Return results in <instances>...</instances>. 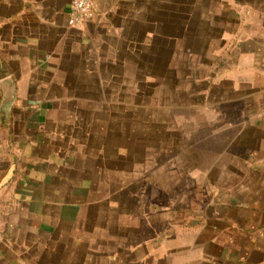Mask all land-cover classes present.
Listing matches in <instances>:
<instances>
[{
	"label": "crops",
	"instance_id": "1",
	"mask_svg": "<svg viewBox=\"0 0 264 264\" xmlns=\"http://www.w3.org/2000/svg\"><path fill=\"white\" fill-rule=\"evenodd\" d=\"M93 2L73 28L72 0H0V264H264V0ZM150 88L188 91V129ZM169 139L218 205L165 190Z\"/></svg>",
	"mask_w": 264,
	"mask_h": 264
},
{
	"label": "rangeland",
	"instance_id": "2",
	"mask_svg": "<svg viewBox=\"0 0 264 264\" xmlns=\"http://www.w3.org/2000/svg\"><path fill=\"white\" fill-rule=\"evenodd\" d=\"M187 74L188 73H186L185 75H187ZM217 74L218 73L215 74L214 79L219 78V76ZM199 76L202 77L203 75H199ZM198 91H200V90H198ZM157 92L158 91L155 88H150L147 91H138V93H140V95L138 97L146 96L147 98H150L151 100L156 99V97L159 96V94H158L159 92L158 93ZM206 92L207 91H205V90H201V92H198V93H200L199 97L202 98L204 96H207V95H205ZM159 97H160V99L163 100L164 107H165V110H164V113H165V115H164V117H165L164 127H165V129H168L169 132H171V133L173 130L188 129V123L186 121H183L179 124L178 121L176 122V121L172 120V115H173L172 113H174V115L178 116L179 118L183 117L185 119V118H187V115H188L187 111L175 108V109H173L174 111L172 112V109H171V107L173 105L171 102V99L177 100L178 98H182V97L187 98V97H189L188 91L182 90V89H180V90L176 89L173 91L165 90L164 91V97L162 95V98H161V92H160ZM151 100H149V103L146 102L147 104H145V105L142 104L141 106H133L132 108H133V114L143 113V112H145V108H146L148 113H150L149 116H147L149 119V121L147 123L148 130L155 131L157 123L154 120L150 119L152 113H155V110H152L154 108V106L151 104V102H152ZM152 103H154V102H152ZM167 107H169L170 109L167 110L166 109ZM198 115H201V116H199L200 118L198 117ZM197 118L201 119V121L199 123L197 122V125H196V126H199L197 128L200 129V128H202V124H203L202 112L197 113ZM180 125H183V127L180 128ZM173 127H174V129H173ZM164 140H166V138ZM172 142L173 141L170 139L165 141V151H169L170 154L165 153L166 159H165L164 163L169 161V162H173L172 164L175 165L174 168H172V169L166 168V167L164 169L163 178L165 180V183H164L165 184V186H164L165 190L172 191L171 188L174 186L175 189L180 188L183 190V191L182 190L179 191V193L187 192V190H188L187 185L184 186L185 188H183L182 186L178 187L175 185L177 183L176 181L179 180V182H180L181 179L182 180L183 179L188 180V176L195 173L194 182L196 184L195 185L196 191H194V192H195V194H197L195 206L197 208H203L204 209L208 206L218 205L219 204L218 201H212V200H213L214 194L216 192L218 193V195L223 194V192H222L223 187H221L218 184L219 180H213V178L215 177L216 174H218L219 171H214V170L211 171V170L201 169V164H202L201 162L203 161V157H204V154L202 152L203 148H201V147L197 148V150H196L197 152L189 156L185 144L181 143L180 141L176 142V144H173ZM168 146L170 147V149H167ZM189 159H190V161H194V165H196L195 166L196 169H189L188 170L186 168L187 161ZM236 161L237 160L235 157L231 161H229V165L230 164L236 165ZM177 162H179V164H177ZM172 164H170V165H172ZM178 166H179V168H178ZM190 167H191V164H190ZM249 172H250V170H247V171L244 170V174H248ZM238 174H239V170H235V168H232V167H230L228 169V180H227L228 185H227V187H224V189H227L229 191V193H231V190L235 189V180L237 179L236 176ZM171 177H174V179L170 180ZM167 178H169L168 181H166ZM205 181H208L209 183L206 182L207 184H204ZM224 181H225V179H224ZM190 189H193V187H190ZM165 192L166 191H164V193Z\"/></svg>",
	"mask_w": 264,
	"mask_h": 264
},
{
	"label": "built area",
	"instance_id": "3",
	"mask_svg": "<svg viewBox=\"0 0 264 264\" xmlns=\"http://www.w3.org/2000/svg\"><path fill=\"white\" fill-rule=\"evenodd\" d=\"M94 14L93 0H72L68 25L70 27H79L90 20Z\"/></svg>",
	"mask_w": 264,
	"mask_h": 264
},
{
	"label": "water",
	"instance_id": "4",
	"mask_svg": "<svg viewBox=\"0 0 264 264\" xmlns=\"http://www.w3.org/2000/svg\"><path fill=\"white\" fill-rule=\"evenodd\" d=\"M2 85H8L9 88H11L7 94L5 95V105H9L11 104V102L13 101L14 97H15V87H13V82L11 79H7V80H4L3 84Z\"/></svg>",
	"mask_w": 264,
	"mask_h": 264
}]
</instances>
